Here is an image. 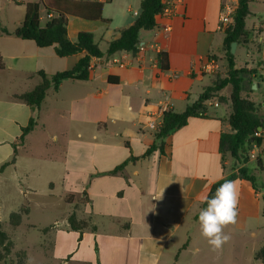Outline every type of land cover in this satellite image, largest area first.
<instances>
[{
  "label": "crops",
  "instance_id": "crops-1",
  "mask_svg": "<svg viewBox=\"0 0 264 264\" xmlns=\"http://www.w3.org/2000/svg\"><path fill=\"white\" fill-rule=\"evenodd\" d=\"M40 1L0 3L26 9L28 3ZM141 1L103 2H115L123 14L115 19L113 31H99L98 38L92 33L101 51L105 52L109 42L119 37L120 30L135 22ZM228 2L235 5L239 0H181L170 33L156 27L141 32L140 43L146 50L136 55L123 51L92 58L87 81H63L58 91H48L40 108L34 111L16 95L31 91L42 81L39 71L54 75L70 70L84 53L60 58L54 47L38 48L33 41L16 37L14 31H0L4 63L0 70V167L12 159L14 145L18 150L16 163L0 171V180L22 183L24 196L29 190L37 192L29 184L38 180L49 185L51 199L57 197L53 194L56 183L62 187L58 197L65 202V208L60 218L45 227L51 237L44 246L47 264H161L166 249L179 233L199 227L198 214L205 207L204 198L211 187L238 171V163L220 152L221 136L233 131L228 121L231 105L230 111H220L218 103L207 106L206 102L204 113L169 134L163 154L154 151L142 158L154 143V131L164 113H184L220 71L226 51L224 32L218 29L219 17ZM135 4L139 11L133 10ZM261 9L264 11V0L249 4L246 29L249 34L253 31L259 50L254 66L249 67L255 71L250 99L253 89L264 91V16L258 20ZM42 12L40 24L44 26L48 16L42 24ZM71 18L68 17V36L75 42L81 31L77 22L71 25ZM107 21L114 22L104 17L103 9V20L97 22ZM237 45L248 52L254 48L250 42ZM158 53L168 57L166 72L160 68ZM212 58L220 63V69L205 72L203 67ZM206 78L211 84L204 86ZM256 105L264 117V98ZM32 117L36 125L20 144L18 138ZM37 138L56 156L35 160ZM261 138V147L250 151L248 163L250 167L256 161L252 169L262 168L259 174L264 173V130ZM132 156L139 159L111 174ZM234 181L239 189L238 217L227 229L262 241L264 182L262 189L257 185L255 190L247 180ZM163 188V198L155 199ZM72 196L77 200L71 201ZM41 207L45 211L57 209L54 203ZM74 213L78 221L86 223L84 229H71L67 218Z\"/></svg>",
  "mask_w": 264,
  "mask_h": 264
},
{
  "label": "trees",
  "instance_id": "trees-1",
  "mask_svg": "<svg viewBox=\"0 0 264 264\" xmlns=\"http://www.w3.org/2000/svg\"><path fill=\"white\" fill-rule=\"evenodd\" d=\"M163 0H142L140 2V13L135 22L120 30L119 37L109 42L108 49L105 52L101 51L99 45L95 42V36L87 31L79 32L77 40L72 42L68 36V17L88 20L89 22H97L103 20L104 4L98 1L89 0H41L40 3H28L25 9L24 20L20 27L14 31V35L20 39L33 41L38 48L54 47L57 56L66 58L73 55L84 53V56L70 70L58 72L54 75H48L44 71H37L42 81L31 91L21 95H16V98L27 104L34 111L39 109L45 96L50 89L58 91L60 85L66 80H88L90 73V62L92 58H103L104 56L114 55L118 52H129L133 55L137 54V49L141 45L140 34L144 31H151L157 26V17L164 8ZM253 0H239L234 12V24L227 27L224 31L223 46L225 49V60H227L228 76H216L211 86H207L199 99L194 102L183 113L168 110L164 113L163 121L154 131V143L147 148L142 158L148 157L152 152L157 151L159 154L164 153L166 146V138L174 130L184 127L192 117L199 116L207 110L206 102L217 97L221 91L227 86H231V94L229 97L221 96V103L228 101L231 105V113L228 121L231 124L233 133L223 134L220 140V152L223 156L230 154V157L235 160L239 169L225 179L214 184L209 190L206 197H210L215 193L217 187L225 180H247L251 182L254 189L257 190L256 177L252 168L248 167L250 161V151L255 148H260L262 138L255 135L259 132L258 129L264 130V117L259 113V107L254 100L244 96L246 85H250L252 91V78L254 70L247 68L236 69L235 56L232 52V43L249 44L250 34L247 28V18L250 15L249 4ZM44 10L48 16V21L42 26L41 11ZM0 31L8 34V30L2 27L0 23ZM159 65L162 71L169 70V60L166 54L158 53ZM4 69L3 59L0 56V70ZM109 81L112 82L109 77ZM36 118L32 117L26 127L22 129V134L18 138V142L22 144L26 136L34 129ZM255 138L252 141V138ZM257 142V145H256ZM18 150L14 145V154L12 159L6 162L0 171L7 166H12L16 163ZM139 158L130 157L126 162L119 165L111 174H116L123 170L131 161H137ZM260 166V161L258 160ZM260 168V167H258ZM256 168L254 172L262 170ZM204 205L206 207L205 198ZM28 210H21L17 213H12L10 224L12 226H20L23 215H28ZM263 215H264V200H263ZM76 214H72L68 219L72 230L79 231L84 229L86 223L78 221ZM8 236L2 230L0 221V247L4 248L6 253L10 252L8 247ZM0 255V259H1ZM257 258L264 263V249L257 253ZM15 264H27L25 255L18 256Z\"/></svg>",
  "mask_w": 264,
  "mask_h": 264
},
{
  "label": "rangeland",
  "instance_id": "rangeland-1",
  "mask_svg": "<svg viewBox=\"0 0 264 264\" xmlns=\"http://www.w3.org/2000/svg\"><path fill=\"white\" fill-rule=\"evenodd\" d=\"M133 10L139 11V5L133 6ZM123 11H120L115 6V2L104 5V17L108 20L113 18L114 22H89L88 20L71 18L72 22H77L79 31H87L93 33L97 38L99 31L109 28L110 31L114 30L119 15L121 16ZM129 15V14H128ZM25 16V8L15 5L14 3H0V23L2 27L10 31H15L23 22ZM43 20L42 24L47 21L45 11L42 12ZM132 17V15H129ZM264 16L262 9L259 13V19ZM252 19H248V25H250ZM72 31V26H71ZM250 45L254 48L248 52L244 47L237 45L235 64L236 69H244L253 67V62L257 58L258 41L254 37L253 31L250 32ZM104 45V44H103ZM234 53V54H235ZM248 53H253L248 55ZM227 60H224L220 71L217 76H228ZM216 77V76H215ZM215 79V78H214ZM205 84L210 85L211 80L206 78ZM201 91V90H200ZM250 85H246V92L244 96H250ZM198 92V91H197ZM231 94V86H227L221 93L217 94V97L207 102V106L210 104H220V111H230V103L225 101L221 103V96L229 97ZM264 91L253 89L251 98L256 103L263 101ZM34 155L35 160L39 161L43 156L55 155L51 153L50 146L44 148L41 145L39 138L34 143ZM255 146L253 145L252 148ZM230 156V154H229ZM251 158V156H250ZM256 161L252 163L250 168L256 167ZM256 177V184L262 189L264 182V173L254 172ZM22 185V183H20ZM15 183L13 180H0V221L2 230L8 236V245L10 252L6 253L3 247H0V264H15L19 255H25V261L27 264H47L48 259L45 255L44 246H47V242L50 240L49 229L45 227L51 226L54 219L60 218L61 213L65 208V202L58 196L61 193L62 187L59 183H56L53 194L57 197L49 198V185L45 182L38 180L35 183L29 184L30 187H34L37 192L28 191L24 196V190ZM24 186V185H22ZM22 189V190H21ZM72 200H77L73 196ZM54 203L57 205V209L52 211L44 210L41 204ZM28 210V215H23L20 226H12L10 224V217L12 213H17L21 210ZM189 228L191 222H188ZM232 226V225H229ZM191 229V228H190ZM188 229V232L179 233L173 240L172 244L166 249L161 264H264L262 260L257 258V253L264 247V240H253L249 236H242L238 234L230 233L227 226L224 228L225 234L230 235V240L223 245L222 248L213 250L208 244L207 240L201 235L200 226L195 229ZM259 241L261 243H259Z\"/></svg>",
  "mask_w": 264,
  "mask_h": 264
},
{
  "label": "clouds",
  "instance_id": "clouds-1",
  "mask_svg": "<svg viewBox=\"0 0 264 264\" xmlns=\"http://www.w3.org/2000/svg\"><path fill=\"white\" fill-rule=\"evenodd\" d=\"M164 188L155 199L163 198ZM205 203L206 207L198 214L201 235L213 250H217L231 238L225 234L224 228L237 222L239 189L236 182L225 180L213 195L205 197Z\"/></svg>",
  "mask_w": 264,
  "mask_h": 264
},
{
  "label": "built area",
  "instance_id": "built-area-1",
  "mask_svg": "<svg viewBox=\"0 0 264 264\" xmlns=\"http://www.w3.org/2000/svg\"><path fill=\"white\" fill-rule=\"evenodd\" d=\"M96 1L103 3V2H107L108 0H96ZM180 2L181 0H163L162 1L164 8L162 10V13H160L157 17L160 20V22H157V26H156V28H158L160 32L170 33L172 31L173 25L171 21L175 15L176 7ZM236 7H237V4L234 5V3L232 2H228L224 4L221 10V13H220V17H219V27H218L219 31L224 32L227 27L234 24L233 15L236 10ZM135 15L138 16L139 14L135 13ZM144 50H146V46L140 45L137 49V53L143 52ZM114 62L119 64L118 59H114ZM219 69H220V63L213 58L209 60V62L203 67V70L208 73L218 71ZM255 136L258 138H261V132H258Z\"/></svg>",
  "mask_w": 264,
  "mask_h": 264
},
{
  "label": "water",
  "instance_id": "water-1",
  "mask_svg": "<svg viewBox=\"0 0 264 264\" xmlns=\"http://www.w3.org/2000/svg\"><path fill=\"white\" fill-rule=\"evenodd\" d=\"M236 48H237V43H232V52H231V53H232L233 55H234V53L236 52ZM254 88H255V87H254ZM258 131L261 132L262 129L259 128ZM254 139H255V138L253 137L251 140L254 141ZM256 145H257V142H256ZM252 146H253V145H252Z\"/></svg>",
  "mask_w": 264,
  "mask_h": 264
}]
</instances>
